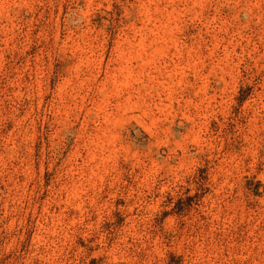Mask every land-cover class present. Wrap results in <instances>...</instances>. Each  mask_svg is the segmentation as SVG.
<instances>
[{
    "label": "rangeland",
    "instance_id": "rangeland-1",
    "mask_svg": "<svg viewBox=\"0 0 264 264\" xmlns=\"http://www.w3.org/2000/svg\"><path fill=\"white\" fill-rule=\"evenodd\" d=\"M0 264H264V0H0Z\"/></svg>",
    "mask_w": 264,
    "mask_h": 264
}]
</instances>
